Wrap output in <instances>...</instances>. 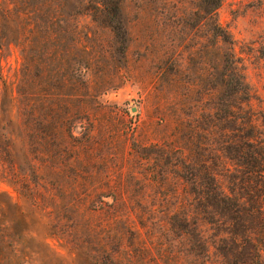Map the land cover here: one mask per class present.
<instances>
[{
  "label": "rangeland",
  "instance_id": "374dc122",
  "mask_svg": "<svg viewBox=\"0 0 264 264\" xmlns=\"http://www.w3.org/2000/svg\"><path fill=\"white\" fill-rule=\"evenodd\" d=\"M108 1L102 14L73 1L77 30L0 26V247L15 244L0 264H245L249 248L227 239L229 216L186 222L175 212L180 173L153 158L170 148L196 162V198L241 184L227 149L251 117L264 135V0H224L211 19L213 0ZM102 16L108 26L92 22ZM214 23L228 44L212 37ZM42 137L62 159L57 179L38 186ZM58 184L66 203L53 199ZM86 194L112 209L86 208Z\"/></svg>",
  "mask_w": 264,
  "mask_h": 264
},
{
  "label": "trees",
  "instance_id": "16d2710c",
  "mask_svg": "<svg viewBox=\"0 0 264 264\" xmlns=\"http://www.w3.org/2000/svg\"><path fill=\"white\" fill-rule=\"evenodd\" d=\"M73 1L77 2V0H56L54 2L38 1L35 3L34 0H16L15 3H11V0H0V26L8 25L23 34L27 32L55 34L57 32H65L71 29V27H75V30H77L78 27L76 28L73 23L77 22V18L81 14L67 13L68 10L73 8L71 5ZM223 1L213 0L210 3L212 10L206 12L210 19L221 7ZM86 2L87 5L85 7L89 8V13L94 11L102 14L108 10V0H102L100 2L101 6L96 7H87L93 3L92 0H86ZM78 4L81 5L82 3L78 2ZM92 22L108 26V22L104 16H102V20L93 18ZM210 34L223 44L229 43L228 34L217 23L210 26ZM232 58H234L233 53L228 58L224 57L222 61L224 68L230 62L232 63ZM78 72L80 80L78 81L77 92L81 88H86L87 85L84 80L86 79L84 69ZM29 90L31 92L29 94L30 99L40 97L36 89L29 87ZM84 97L80 92V94L76 95L75 100L79 102L84 100ZM30 105L32 106V104ZM31 108L36 112V106ZM244 127V132H240L242 135L238 138L235 137L236 140L233 142V145L227 149L229 159L235 163V168L243 175L240 185H238L240 179H234L232 182L233 189H229L228 194L221 191V188L218 186H214L213 188L216 196L207 198L206 200L196 198L194 195L195 188L193 189V193H189V186L192 185L194 187V184H198L196 182V175H194L198 164L183 156L178 150L169 148L165 150L162 156L157 155V157L153 158V161H155V164L159 162L162 166L165 165L167 170L165 173L168 176L174 173L177 174L176 170L180 173L177 176L183 181L185 196H182L178 202L176 213H184L186 222H188L189 216L185 213L210 214L209 210H215L219 215H228V226L231 228V231L227 233V239L237 248L238 252L249 248L251 257L245 264H261L262 257L264 256V135L258 131V127L252 117L247 120ZM38 132L39 130L34 131L35 137H40L38 136ZM41 140L39 153L42 156V160L38 161V165L34 170L35 172L32 173L33 177L40 179L38 180L40 182H35L38 186L50 183L48 182L49 178L54 177V175L56 176L57 170H60L59 167L54 168V166H56L57 161L62 159L61 156L59 158L55 156V151L52 152L51 146L46 142L47 139L45 137H42ZM63 154L67 155V152H63ZM24 184L26 185V182ZM54 187L58 194L53 195V199L58 198L62 203H66L68 194L63 191L62 185L58 184V186L55 185ZM239 189L244 193V197L238 194ZM108 198L100 197L99 194L93 196L86 194L78 197L81 203L86 202V208H90L91 204L92 208L112 209L111 205L103 202V200ZM69 203L70 205L67 207H74L73 201ZM98 203L100 206H98ZM19 215L21 217L24 214L21 212ZM1 233L0 227V236ZM13 247H15V244L11 240L8 245L5 244L0 247V252L1 254H6V250ZM214 250L220 253L224 251L219 247L218 249L214 248ZM223 257L225 256L223 255Z\"/></svg>",
  "mask_w": 264,
  "mask_h": 264
}]
</instances>
